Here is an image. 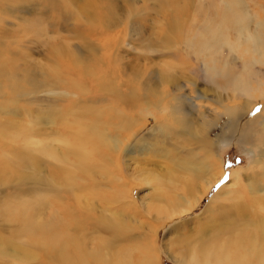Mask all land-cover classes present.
<instances>
[{"label": "rangeland", "instance_id": "1", "mask_svg": "<svg viewBox=\"0 0 264 264\" xmlns=\"http://www.w3.org/2000/svg\"><path fill=\"white\" fill-rule=\"evenodd\" d=\"M182 1L187 4L184 12L180 15H172L166 13L170 9V0H0V119H8V122L13 121L16 126L35 128L36 135L30 133L31 129H27V132L32 134L28 137L49 142V138L55 137L52 135H68L63 134L62 129L65 125L57 120V117L61 112L69 124L73 123V116L69 113L70 109H76V113H83L87 108H90L92 112L87 115L91 118L95 115L96 125L101 128H105L104 123H117V115L126 106L120 98L109 92V89H113V87L118 90L119 94L132 92L135 95V101H137L143 94L149 95L148 99L152 95L151 89L146 92L142 90V85L146 82L151 86L155 84L154 91L160 92L169 86L165 83L159 84L161 81L159 77L175 75L176 78L172 82H182L188 75H191V80L197 81V89L209 97L214 91L220 92V89L224 90L222 92H229L230 84L228 82L222 86H216L213 80L219 82V77L212 72L203 71V62L209 61L208 53L206 55L205 49L197 48L198 39L192 33L197 28L204 32L202 25L206 12L212 13L214 6L218 5L220 1L230 2L232 0H179L178 3ZM238 1L240 4L242 3L241 8H244L243 10H246L248 14L261 18L264 32V0H237L236 2ZM107 11L111 12L108 20H111L112 23L109 21V26L105 29L106 25H103L102 21H106ZM168 16L178 17L183 29L181 35L173 41L165 40L167 39L165 31H168L170 26L167 20ZM206 36H209L208 33ZM185 38H192L193 51L203 49L199 52L197 59L190 51L187 53H190L192 58L188 59L185 56V51L182 50L181 56L183 57L181 58L180 54L174 50V47L177 46L186 49ZM171 44L174 45L170 46ZM223 48V52L217 49L214 57L220 56L221 53H227V48ZM56 50L59 53H56ZM231 52H228L227 60L235 67L249 62L250 59L247 55H258L253 52H248L247 55ZM260 58L263 59L264 54H261ZM74 61L78 62L81 68L85 70L87 68L88 71H93L95 74L104 72L106 78L101 85L103 90L97 87L98 85L95 89V84L90 79L84 82L83 78L80 81V77L73 75L69 71V64ZM102 62L105 65L109 64L107 68L102 66ZM195 62L196 66L199 64L201 71L190 74L189 67ZM82 64L86 65V68ZM230 67L232 69L233 66ZM248 68H255L257 70L254 72L261 73L264 72V63H255L253 66L249 65ZM19 76L22 78L30 76V79L36 78L40 83L34 87L26 84L14 92L10 91L6 86L7 82L13 77L20 78ZM109 80L111 83H108ZM47 81L50 82V86L43 85ZM75 81L82 82L87 88L84 94L74 92L72 86H76L74 85ZM156 96L155 98L158 99ZM241 100L243 101L244 98ZM128 102L130 101L126 103ZM140 102L143 105L144 100ZM208 104H206L208 106L206 109L214 107ZM257 108H264V98L254 107L255 112H257L255 110ZM56 112L58 114L55 115ZM157 112H160L162 116V110L152 106L150 108L139 106L133 112H121L125 115L126 120L129 119V115L132 117L130 123L127 122L129 130L143 122V126L132 136L120 153L119 167L121 171L119 170L118 173L122 179L113 178V183H109L107 176H100L91 178L90 182H83L81 181L83 175H77L76 172L73 177L75 182L73 188H76L77 185H92L91 191L104 194L112 193L117 189L118 196L114 195L113 199H109L108 202L93 198L92 204L95 209L91 213L90 209L85 211L84 208L83 211L79 209L75 211L86 213L92 218L105 215V218L120 220L127 228L136 225L127 232L132 237L129 241L119 233L121 241L117 242V245L121 246L125 242H130L134 244L131 247H134V240H138V233L150 234L152 233L151 229L156 227L153 236L155 255H151L150 258L153 257L156 264H174V259L178 257L177 250L173 247L174 236H178L186 230L191 232L196 227L200 221L198 216L205 215L202 214L205 205L221 186L229 185L227 186L228 190L236 188L231 180V173L234 169H242V174L238 177L244 184H247L245 189L247 188L248 194L257 195L262 191L249 190L248 184L252 183V172L248 168L252 159L250 151L253 150L249 148L248 144L250 150L237 141L216 142L212 151L214 159L218 161L216 154L221 157L222 171L220 175L216 169L209 175L205 174V178L207 176L216 177V180L202 195H199L201 197L194 208L185 215L159 221L154 219V212H152L151 217L143 219L149 225L145 226L144 222V228L139 230L141 219L139 217L134 219L133 213L130 212L131 208L123 207L124 203L132 205L142 214L145 213V205L147 207L159 204L165 206L163 198L166 196H162L160 192V188L166 187L164 165L171 157L181 158L188 155L193 161L200 154L196 140H187L183 135L174 134L176 129L168 121H164V124L167 123L165 126L161 125L163 124V122L161 123L162 118L158 117ZM109 114L113 116V119H109ZM212 115H214L213 112L208 116L213 117ZM174 116L176 117L177 114ZM225 121L224 115L219 116L218 124L212 126L206 133L208 141L216 140L215 138ZM109 129V125H106L105 132L110 133ZM19 133L18 130L15 132L12 128H8L5 133L0 134V158L2 161L13 163L14 157L19 152L23 150L27 153L25 139L23 140ZM112 134L120 136L119 139L122 140L121 132L114 130ZM141 137L143 140H138ZM135 140L138 141V144H143V149L138 153L135 151V147H132ZM51 144L58 147L56 142ZM32 147H36V145L33 144ZM131 148L132 150H129ZM191 148L193 151L189 153ZM32 151L33 153L29 151V154L42 164V169L39 170L42 177L40 184H35L33 178H29V176H25L28 179L25 178L24 181H18L13 178L14 173H0V208H4L0 212V264H42V255L37 250L38 245L27 240L23 233L22 222L27 220L28 212L32 213L29 217L35 224L46 225L48 221L52 224L53 217L57 221L63 222L65 221L63 216L66 215L62 214L60 208H73L72 206H74V203L71 204L68 199H65L67 192L64 180L66 178L61 175L59 169L74 170L73 161L59 164L54 158L43 156L34 149ZM115 159L116 156L111 158L114 164ZM227 161H231V168L228 169L229 178L216 187L224 176ZM25 170L28 174L31 173L29 168H25ZM5 176L9 179L8 181H4ZM143 177H148L150 180L147 181L150 183L146 184ZM203 180L204 178L200 181L201 184H203ZM130 188L132 189L130 190ZM236 191L239 192L238 198H240L243 195L242 192L239 189ZM67 195L69 196V194ZM234 201L236 200L232 199V202ZM61 204H63L62 207H60ZM91 217L88 218V227L84 231L86 239L91 240V235L107 236L108 231L99 225L95 224L94 226V220ZM92 230H95L96 233L92 234ZM30 243L33 244V247H30L32 246ZM27 247L31 253L24 255L20 249ZM66 251L70 253L71 249L67 247ZM105 252V250L100 252L99 256L102 259L106 257L107 252ZM125 255L135 257L138 256V253L137 251L131 253L129 249Z\"/></svg>", "mask_w": 264, "mask_h": 264}, {"label": "bare ground", "instance_id": "2", "mask_svg": "<svg viewBox=\"0 0 264 264\" xmlns=\"http://www.w3.org/2000/svg\"><path fill=\"white\" fill-rule=\"evenodd\" d=\"M236 1H220L218 5L214 6L215 9H212L214 10L212 13H205L202 25L204 32L197 28L192 33L198 39L199 45L197 48L205 49L206 55L208 53L210 62H203V71L212 72L219 77V82H217L218 80H213L216 86H222L228 82L230 84L229 92H222L224 90L219 88L220 92L214 91L209 97V95L197 89V81L191 80V75H188L182 82H172L176 78L175 75L159 77L161 80L159 84L165 83L169 86V88H165L163 89L164 91L160 92L154 91L155 84L151 86L148 82L144 83L142 90L146 92L151 89L150 93L152 95L149 99L147 98L149 95L143 94L135 101V95L132 92L119 94L114 87L109 89V92L120 98L126 106L121 111L122 113L133 112L139 106H142V108L157 107L162 110V116L160 112H157L158 117L162 118L161 123L163 122V124L161 125L165 126L167 123L164 124V121H168L176 129L174 134L183 135L187 140H196L200 151L199 156L193 161L190 160L188 155L181 158L171 157L167 161L168 163L164 165L166 187L160 188V192L162 196H166L163 198L165 200L163 202L166 203L165 206L159 204L158 206L147 207L145 205V213L142 214L132 205L129 206L128 203H124L123 207L131 208L132 211L130 212L133 213L134 216L132 217L134 219H138V217L141 219L139 227L137 226L139 230L144 228L143 223L145 221L143 219L151 217L152 212H154V219L159 221L185 215L194 208V205L201 197L199 195H202L216 180V177L207 176L205 178V174L209 175L214 169L219 172V175L221 174V157L216 154L217 161L214 159L212 151L216 142L237 141L243 144L244 147L248 144L249 148L253 150L250 151L252 159L248 168L252 172V183L248 184V186L251 191L259 192L261 190L262 192L257 195L248 194L247 188L245 189L247 184H244L238 177L242 174V169H234L231 173V180L233 181L232 184L236 185V188L228 190L227 186L229 185L221 186L205 205L202 211V214L205 215L203 217L201 215L198 216L200 221H198L199 223L196 227L191 232L186 230L185 232L182 231L180 235L174 236L173 247L178 254V257L174 259V264H264V108L257 112L254 111V107L264 98V72L257 73V71L254 72L257 69L248 68L249 65L253 66L255 63H264V58H260V55L264 54L263 22L257 15L248 14L246 10H243L244 8H241L242 3L240 4L239 1ZM178 2L179 0H170V9L166 13H171L172 15L182 14L187 4L184 1ZM106 15V21H102V24L106 25L105 29L108 28L109 21H111L108 20L111 12L107 11ZM175 17H167L170 26L168 31H165L167 35L166 41L168 39L169 41L175 40L183 32L179 18ZM207 33L208 37L206 36ZM185 40V48L187 50L178 46L174 47V50L180 56L183 50L186 52H183L186 58L191 59V54H193L197 59L199 52L203 49L193 51L192 38H185ZM172 45L174 44L170 46ZM223 47L227 48V53H221L220 56L214 57L217 49L223 52ZM188 51L191 54L187 53ZM231 51L243 54L253 52L258 55L246 54L250 61L235 67L227 60L228 52ZM55 52L59 53L57 50ZM171 56L173 57V55ZM84 64H82L83 67L86 66ZM108 65L102 62V66L105 68ZM197 65L195 62L189 67L190 74L201 71L199 64ZM230 66H233V70ZM69 71L73 75L80 77V81H82V78L84 82L90 79L95 84H93L94 88L98 85L97 87L103 90L101 85L106 78L104 72L95 74L93 71H88L87 68L86 70L81 68L79 63L75 61L69 64ZM29 77H13L7 82L6 86L10 91L14 92L23 85L27 84L30 87H34L40 83L36 78L30 79ZM80 81H75L74 85L76 86H72V89L75 93L84 94L87 88ZM109 82L111 83L110 80ZM43 85L50 86V82L47 81ZM106 87L109 88L110 86ZM241 98H244V100L242 101ZM143 100L144 106L140 104V101ZM127 101L130 102L126 103ZM208 103L214 107H209V110L206 109L208 107L206 104ZM75 110H69V113L73 116V123L70 124L61 112L60 114L55 113V115L58 114L57 120L65 125L62 129L63 134L66 133L68 135H52L55 137L49 138V142H42L43 140L40 141L38 138L35 139V137L29 138L28 136L32 135L30 133L36 135L34 132L35 128L32 129L22 125L16 126L13 121L8 122V119H0V134L5 133L8 128H12L15 132L18 130L23 140L25 139L24 144L27 151V153L23 152V150L19 152L14 157L13 163L2 161L0 158V173H14L13 178L18 181H24L29 176V178H33L35 184H40L42 177L39 170L42 169V164L29 154V151L33 153V149L43 156L54 158L59 164L73 161L74 170L59 168L61 175L66 178L64 180L65 191L67 192L65 199H68L71 204L74 203L73 208L62 207L63 204L60 205L62 214L66 215L65 217L63 216L65 221H57L53 217L52 224L49 221L46 225L42 223L35 224L33 219L29 217L32 213L28 212L27 220L22 222L24 235L31 243L38 245L37 250L42 255V264H156L153 257L150 258L151 255H155L153 236L156 227L151 229L152 233L150 234L145 232L138 233V240H134V247H131L134 244L130 242H125L121 246L117 245V242L121 241L119 233L129 241L132 237L127 232L136 225L127 228L120 220H111L105 218V215L92 218L86 213H77L75 211L78 209L83 211L84 208L85 211L90 209L89 212L91 213L95 209L92 204L93 198L108 202L109 199H113L114 195L118 196L116 194L117 189L113 191L114 193L104 194L91 191L92 185H77L76 188H73L75 185L74 174L76 172L77 175H83L81 180L83 182H90L91 178L100 176H107L109 183H113V178H116V180L122 179L118 173L120 170V153L132 136L143 126V122L134 129L130 128L129 130L127 122L128 124L130 123L131 115L126 120L125 115L119 112L117 123H104L105 128L106 125H109V131L111 132L108 133L105 132V128L96 125L95 115L92 118L87 115V113L92 112L90 108H87L83 113H76ZM212 112L214 114L212 115L213 117H209L208 115ZM176 114L177 116L175 117L174 115ZM245 114L248 116L246 117ZM221 115L226 117L225 124L217 134L216 140L210 142L207 140L206 133L212 126L218 124V118ZM108 116L109 119H113L111 114ZM169 128L171 127L169 126ZM27 129H31L30 133L27 132ZM114 130L123 134L122 140L119 139L120 136H113ZM141 139L142 137L138 140L142 141L143 139ZM53 142H56L58 147L51 144ZM137 142L132 147H135V151L138 153L143 149V144H138ZM33 144L36 147H32ZM248 146L247 149H249ZM129 150H132V148ZM192 151L193 148H191V152L190 150L188 152L192 153ZM113 156H116L115 164L111 160ZM112 164L114 165L112 166ZM25 168H29L31 173L28 174ZM243 170L245 171L246 169ZM202 178H204L203 184L200 183ZM143 179L146 184L150 183L147 181L150 180L148 177H143ZM8 180L5 176L4 181ZM237 189L243 194L240 198H238L239 192L236 191ZM232 199L236 201L232 202ZM2 210H4L3 207L0 208V212ZM114 214L117 215V213ZM90 217L94 220V226L95 224L99 225L108 231L107 236L91 235V240L86 239L87 236H85L84 231L88 227L87 220ZM145 223V226L149 225V223ZM91 232H93L92 234L96 233L95 230ZM17 234L19 236V233ZM96 241L97 243H95ZM33 244L30 247H33ZM67 247L71 249L70 253H67ZM28 248H21L20 250L24 255H28L31 253ZM129 249L131 253L137 251L138 256H126L125 254ZM102 250L107 252H105V259L99 256Z\"/></svg>", "mask_w": 264, "mask_h": 264}, {"label": "snow or ice", "instance_id": "3", "mask_svg": "<svg viewBox=\"0 0 264 264\" xmlns=\"http://www.w3.org/2000/svg\"><path fill=\"white\" fill-rule=\"evenodd\" d=\"M256 111H260V109L257 108ZM230 168H231V161H227V162L225 163V172H224V176H223V178L221 179V181L216 185V187H219V184L224 183V181H226V180L229 178V171H228V169H230Z\"/></svg>", "mask_w": 264, "mask_h": 264}]
</instances>
